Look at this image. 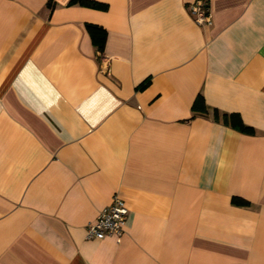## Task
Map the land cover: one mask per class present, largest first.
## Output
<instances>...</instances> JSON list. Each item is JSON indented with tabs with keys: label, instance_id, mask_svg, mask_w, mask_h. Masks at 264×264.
Wrapping results in <instances>:
<instances>
[{
	"label": "crops",
	"instance_id": "0c3cea01",
	"mask_svg": "<svg viewBox=\"0 0 264 264\" xmlns=\"http://www.w3.org/2000/svg\"><path fill=\"white\" fill-rule=\"evenodd\" d=\"M69 1L0 0V264H264V0Z\"/></svg>",
	"mask_w": 264,
	"mask_h": 264
},
{
	"label": "built area",
	"instance_id": "2783aa9c",
	"mask_svg": "<svg viewBox=\"0 0 264 264\" xmlns=\"http://www.w3.org/2000/svg\"><path fill=\"white\" fill-rule=\"evenodd\" d=\"M188 10L193 20L198 24H210L212 15L205 0H192L188 3ZM127 214V206L117 195L99 212L95 221L87 226V237L102 238L114 235L119 238L123 232V224Z\"/></svg>",
	"mask_w": 264,
	"mask_h": 264
},
{
	"label": "trees",
	"instance_id": "16d2710c",
	"mask_svg": "<svg viewBox=\"0 0 264 264\" xmlns=\"http://www.w3.org/2000/svg\"><path fill=\"white\" fill-rule=\"evenodd\" d=\"M69 2L70 3L78 2L80 4L93 6V7H105V4L99 3L94 0H70ZM85 27L90 35L93 44L96 46L98 50H102L106 38V30L101 25L94 23H85ZM192 110L194 112H201V113H206L208 111L205 101L200 93L197 94V96L195 97L192 103ZM212 114L214 119H221L224 123L229 124L230 126L236 128L239 131L247 132V133L253 132V128L251 126L244 124L240 119V117L235 113H220L218 109L214 108ZM232 201L238 204L246 203L245 200L238 197H233Z\"/></svg>",
	"mask_w": 264,
	"mask_h": 264
}]
</instances>
